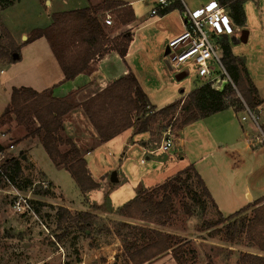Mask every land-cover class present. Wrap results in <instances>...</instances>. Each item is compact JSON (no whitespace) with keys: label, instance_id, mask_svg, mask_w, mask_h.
Segmentation results:
<instances>
[{"label":"rangeland","instance_id":"rangeland-1","mask_svg":"<svg viewBox=\"0 0 264 264\" xmlns=\"http://www.w3.org/2000/svg\"><path fill=\"white\" fill-rule=\"evenodd\" d=\"M46 1L49 0H0V70L4 71V75H0V117L7 108V93L10 87L14 89L15 85L25 84L38 75L22 71L21 68L27 64L25 62L22 65L16 63L12 66L10 59L14 49L19 50L23 55L32 52L29 50V44L37 40H33L34 33L44 29L49 24V18L51 20V15L56 11L50 8L49 2ZM58 1L62 10H71L74 5L77 8L86 7L85 0ZM193 1L203 5L213 0ZM149 4V9L157 7L156 0H150ZM255 6L256 4L251 1L243 9L246 23L251 28L259 25V22L264 25V0L259 1L260 12L256 11ZM170 13L163 21L164 28H168L166 35L163 36L161 29H156V25L144 30L134 45L130 59L136 73L145 83L146 94L152 104L159 108L177 102L193 89L206 84L205 81L194 76L191 69H188L181 80H176L175 75L169 72L164 59L165 43L168 40L167 35L177 31L180 26L178 11ZM162 14L164 12L155 17L159 18ZM110 18L112 24L105 25L106 31L114 33L120 26L115 17ZM237 29L239 31L235 36L240 40L243 29L241 26ZM254 32L260 35V31ZM150 35L154 38L153 43L145 41ZM46 43L49 46L47 41ZM231 48V54L241 58L244 66L247 67L249 74L247 79L255 89H258V100L264 101V40L252 38L246 44L238 43ZM38 73L40 75L42 71ZM224 102L229 106L228 109L210 119L195 122L184 130L182 138L187 141L185 145L187 155L186 161H179V169L201 159L204 153L218 150L217 143L221 141L223 143L221 151H227L228 155L231 154V149L238 150L240 155L238 160L241 162L238 166L237 163L235 165L240 180L246 177L245 173L249 167H255L256 173L249 181V184L254 186L250 194L255 199L254 193L264 189V174L258 179L259 172L264 171V144L257 146L254 155H248L243 137L240 135V126L245 127L249 133L248 137L254 139L251 129L253 126L257 131L255 135L259 137L256 124L264 125V108L249 110L254 117L258 116L254 123L247 115L239 95H230L227 91ZM237 109L240 113L235 115L233 110ZM159 110L155 108L154 112ZM243 116H246V122L240 121ZM13 120L14 122L10 123L11 120L0 119L2 148L0 151V264H128L124 247L132 244L141 246L147 241V237L142 236L138 227L174 234L181 243V252L187 264H238L243 251L252 252V248L260 251L256 246L250 247L244 235L237 236L235 244H231L235 246V260H232L234 253L227 250L224 225L211 229L205 226V223L215 222L217 216L204 197L195 196L196 193L199 194L200 189L192 172H187L182 177L181 191L172 198L165 226L133 220L127 223L131 227H123L122 222L119 221L122 215L116 207L134 198L135 191L132 189H136L137 183H141L140 174L149 167L147 166L149 162L142 160L143 163L140 165L141 160L138 156L127 153V160L122 163L123 167L120 169L126 172L127 183L130 184L128 192L131 196L117 204L121 201V195L115 196L110 191L107 196L113 201L111 205L109 197H106L103 203L100 198L104 190L108 192L107 188L103 187L107 180L103 179H107L121 165L119 155L122 151L112 155H108L104 149L95 151L86 158V163L92 179L102 188L90 191L88 200L86 197L82 200L75 181L63 167L55 166V169L51 165L39 144L36 143L30 150L36 169L26 159L22 160L18 152L24 147V143L20 142L26 139L24 128L28 127L29 134L34 132L37 125L29 118L20 121L13 116ZM151 124V138L149 137L148 140L150 147L158 149L167 135L171 140L173 139L172 136L179 129L180 118L175 120V115L166 119L156 116ZM238 134L240 136L237 138ZM1 135L4 137L1 138ZM11 145L14 148L11 149ZM30 145L25 152L28 153ZM91 146H94V143L88 144V147ZM161 156V154L157 155V157ZM10 158H14L18 164L21 172L19 175L15 174V169L9 162ZM202 165L206 163L202 161ZM4 168H7L6 172H3ZM169 168L172 170V167ZM160 169L165 170V167ZM152 185L154 183L144 180L141 187L147 188ZM126 191L127 189L124 190V194ZM124 194L122 193V196ZM21 199L26 201L29 208L23 211V214L15 210L16 204L21 203ZM83 208L92 216L91 224L87 229L81 228V222L74 221L76 215L81 212L79 210ZM62 209L66 212L61 211ZM166 255L167 261L176 264L171 251Z\"/></svg>","mask_w":264,"mask_h":264},{"label":"trees","instance_id":"trees-1","mask_svg":"<svg viewBox=\"0 0 264 264\" xmlns=\"http://www.w3.org/2000/svg\"><path fill=\"white\" fill-rule=\"evenodd\" d=\"M244 1L220 0L219 3L231 5V9L238 10L236 15L240 18L242 16L240 5ZM117 7H120L119 10ZM103 8L115 9L121 25H127L134 20L132 11L124 4L109 3ZM41 37L48 42L62 70L64 81L73 80L84 73L88 70L91 61L102 58L109 52H115L121 59H124L133 39L128 32L112 39L107 38L99 20L93 16L92 8L51 15V24L44 29L37 30L33 35V40ZM222 49L223 63L234 89L228 85L218 92L211 89L209 84H204L193 89L177 102L154 112L155 107L150 105L135 76L129 73L82 104L56 99L49 91L37 93L28 88H14L11 91L9 105L0 119L11 120L15 116L20 121L27 118L35 121L38 126L34 132H29V135H38L52 164L56 167H63L75 181L79 190L87 193L98 189L99 184L89 175L86 162L77 148L69 140L63 141L58 136L62 130V118L74 109H81L94 129L99 142L105 143L128 129H134L136 133L148 131L149 125L156 116L166 119L175 115V120L180 118L179 128H181L222 112L229 108L224 102L227 91L230 95H239L248 110H256L261 102L258 100L254 86L246 81L242 59L231 54L227 43L222 45ZM13 51L10 60L12 64H16L20 61V53L17 49ZM13 55L17 58L14 59ZM234 111L239 112L240 110ZM25 129L28 130V127L26 126ZM62 144L69 146V150L61 153L58 147ZM9 162L13 165L15 174L19 175L20 168L14 158H10ZM6 170L7 168H4L3 172ZM187 172L193 173L200 189L199 194L196 193L195 196L204 197L209 207L215 210L217 220L213 223H205V226L211 229L224 225L225 241L228 244H235L237 236L244 235L250 247L256 246L260 251H264V197L253 205L224 218L216 210L203 181L191 166L149 191L139 192L132 200L121 206L118 212L129 220L165 226L172 198L181 191L182 177ZM249 209H252L250 215L247 213ZM61 211L66 212L63 209ZM91 218L90 213L81 212L76 215L74 221L81 222V228L87 229L91 224ZM121 224L126 228L131 227L130 224L124 222ZM138 228L142 236L147 237V241L141 246L132 244L124 247L128 264H145L168 251H171L176 264H187L181 252V243L178 242L176 236L156 229ZM191 254H193L192 251ZM238 264H264V257L243 253Z\"/></svg>","mask_w":264,"mask_h":264},{"label":"crops","instance_id":"crops-1","mask_svg":"<svg viewBox=\"0 0 264 264\" xmlns=\"http://www.w3.org/2000/svg\"><path fill=\"white\" fill-rule=\"evenodd\" d=\"M149 1L150 0H85L86 7L77 8L76 5H74V8L71 10H62V6L58 0L46 1V3L49 2L50 8H54L56 10L54 13H62V12L92 8L93 16L99 20L107 38L112 39V38L117 37L120 34L128 32L132 35V38H133L132 42L127 50V53L124 59H121L115 52H109L108 54L104 55L102 58H96L95 60L91 61L89 63L88 70L85 71L84 73L78 75L73 80L64 81L62 70L58 62L56 61L54 55L52 54L49 46L47 45L46 41L42 38L37 39L29 44V47H30L29 50L32 52H29L28 54H25V55H23L22 53L20 54V61L18 62V64L22 65L23 62L27 63L25 66L21 68L22 71L33 72L38 75L36 76L35 79L26 81L25 84L15 85L14 88H28L37 93L49 91L52 97L56 99L67 100L75 104H82L88 99H90L91 97L95 96L96 94L104 90L105 88H107L114 81L126 76L129 73H132L137 79L141 89L146 94L145 83L143 79H141L138 76L134 65L130 63V59L133 53L132 50L134 48L136 41L140 37L141 33L144 30L149 29L151 26L156 25L157 26L156 29H161L163 36H165L167 33L166 29L168 28H164L163 21L171 14L170 13L171 11L174 12L175 10H177L179 14L180 26L177 29V31L172 32V33L168 32L169 33V35H167L168 40L165 43L167 44V42L170 39L179 35L183 31V25H182L181 15H180L182 10H185V9L194 10L197 8L206 7L212 2H219L220 0H217V1L213 0L203 5H200L199 2L193 1V0H180V2L173 3L171 6H169L165 10L164 14L160 15L159 18L150 16V11L152 8L150 9L148 8L150 7ZM251 1H253V3L256 4L255 6L256 11H259V1L260 0H256V1L255 0H245L240 5V11L242 13V16L240 18L237 17L236 15L238 13V10L231 9L230 7L231 5H227L226 7V13L231 19V22L234 28L233 36H231L228 40H225L224 42L229 45L230 52H232L231 46L237 45L238 43L246 44L252 38L253 39L260 38L264 40L263 23L259 22V25L251 28L249 24L246 23L245 16L243 15L244 14L243 9L245 5ZM109 3L124 4V6L130 9V11H132L134 15V20L127 25H121L118 22L117 24H119L118 26L120 27L117 28L116 29L117 31H115L114 33L107 32L106 26L104 24L105 16H110V17L113 16L118 21L117 13L116 11H114L115 9L103 8L104 5L109 4ZM119 8L120 7H117V10H119ZM153 19L154 20L156 19V21H154ZM50 23H51V20L49 18V24L46 27H48ZM240 26L243 29V31L241 32L242 35L239 40L236 38L235 35L238 33L237 31L239 30L237 28H240ZM254 31H260V35L256 34ZM22 38L23 37H21V39ZM144 38L145 36H143V39ZM153 39H154L153 36L150 35L147 38H145V41L148 43H153ZM26 47L27 46L25 45V48ZM138 50L139 49H137V51ZM11 65L13 66V64ZM244 70L246 73V81L249 82L247 79V75L249 76L247 67H245ZM38 71H42V73L39 75ZM2 75H4V71ZM12 89L13 87H10V89L8 90V93H7L8 100H7L6 107L9 105ZM257 93L259 94L258 89H257ZM146 96L151 106L158 108V109H162L161 107L159 108L155 106L154 104H152L147 94ZM260 102L261 103L258 106L257 110L259 109V107L264 108V101H260ZM220 113L221 112L211 115L205 119L198 120L196 122L210 119ZM234 114L236 115L238 114V112L234 111ZM243 117H246V116H243ZM257 119H258V116L254 117V120H253L254 123H256ZM240 121L246 122L247 118L242 120V117H241ZM13 122L14 120L12 117L10 123H13ZM34 123L35 125H37L36 122ZM193 123H190L188 125H185L177 129V132L172 136L173 145L168 152H162L159 150V148L157 149L155 147L154 148L150 147L151 144L149 143L150 140H148V138L149 137L151 138L150 129H151L152 124L149 125L148 131L146 132L136 133L134 129H128L122 132L121 134L117 135L113 139L105 143H100L94 129L88 122L83 111L79 108L74 109L73 111L69 112L67 115H65L62 118V130L59 132L58 136L64 141L69 140L77 148V150L79 151L81 157L85 160V162H86V158L92 155L95 151H98L101 149L106 150L108 152V155L118 154L120 151H122L120 152V155H119V161L121 165L116 170H114L115 181L114 182L110 181L111 174L107 177V179L105 178L103 179L104 181L107 180L103 187L107 188L108 192L104 190V192L101 194L100 198H101L102 203L105 201L106 197H109L107 195L110 194V191L112 192V194L114 193L115 196L121 195V198H120L121 201L117 202V204L121 203L122 200H127L131 196V194L128 192L130 184L127 183L128 177L126 175V172L120 169L123 167L122 163H125L127 160V157H128L127 153L138 156V158H140L141 160L139 162L140 165L143 163L142 160H145V162H149V164L147 165L149 167L140 174L139 180H141V183H137L136 189H132L135 191L134 193L135 195H133L134 197L141 191H144L146 189L153 188V187H156L162 184L165 180L175 176L177 173L188 168L189 166H191L194 169V171L198 174V176L201 178L206 189L208 190L210 194L211 200L216 206V210L224 218L235 214L236 212L240 211L241 209L245 207L253 205L257 200L264 197V189L259 190L254 193V195L256 196L255 199L250 194V190L251 188L254 189V186H251L249 184V181H250L251 176L256 173L254 172L255 167H249L248 171L245 173L246 177L243 180H240V176L236 174L237 167L235 165L237 163V166H238L241 162L238 160L240 156L238 154V150L233 148L230 151L231 154L228 155L227 151H224V152L221 151L223 148V143L221 141L217 143L218 148H219L218 150L216 149L208 153H204L201 159H197L193 161L192 164L186 165L183 169H179L180 167L179 161L185 160L186 155H187V150L185 148L187 141L182 138V135L184 133V130L190 127L191 125H193ZM256 126L259 130L260 136L258 137L257 135H255L257 131L252 126L251 129H253L254 139H252V137L249 138L248 137L249 133L247 132L248 130L245 129V127L240 126V132H241L240 135L243 137L244 144H245V150L249 153L248 155H254L257 149V146H261L264 144V125L256 124ZM240 135L238 134L237 138ZM24 137H26V139H23L22 141H20L24 143V147L22 150L18 152V154L21 156L22 160L26 159L36 169L34 163L32 162L30 150L35 146L36 143L39 144L41 148L43 149L41 142H40V137L38 135H34V136L29 135L28 130H26L25 128H24ZM260 137H262L263 140L262 138L260 139ZM89 143H94V146L88 147ZM28 145H30V147L27 153L25 152V150H27L26 148L28 147ZM58 149L61 153H64L69 150V146L62 144V145H59ZM158 154H161L162 156L157 157ZM208 159L210 160V162ZM202 161L206 163V165H202ZM50 163L55 168V166L52 164L51 161ZM161 167L163 168L165 167V170L161 171L160 169ZM168 167H172V170H170V168L168 169ZM86 169L89 175L92 177L87 163H86ZM261 174H264V171L259 172L258 179H260ZM144 180L150 181L154 183V185L149 186L147 188L141 187ZM99 188H102V186L99 185L98 189ZM125 189H127V191L124 194ZM80 193L82 196V200L85 197L88 200L89 198L88 194L90 192L82 193L80 191ZM122 193L124 194L123 196H122ZM246 198L248 200H246ZM109 200L111 202L110 204L112 205L113 201L111 200L110 197H109ZM93 204L98 205L96 203H93ZM124 204L122 205L120 204V205L123 206ZM114 206L116 207V205ZM121 206H117L116 208H120ZM79 211L83 213L86 212L84 208L83 210H79ZM251 211L252 209H249L247 213L250 215ZM119 221L124 222V223H129V222H132L133 220L120 217ZM159 231L166 233V234H171L166 231H162V230H159ZM210 247H212V245ZM227 250L234 253L235 246L231 244H227ZM243 253H248V254H253V255L264 257V251L254 250V248H252V252L243 251ZM196 255L199 256L197 252H196ZM165 258H167L166 253L145 264H173L172 262L167 261V259ZM232 258H233L232 260H235L234 259L235 253L232 256Z\"/></svg>","mask_w":264,"mask_h":264},{"label":"built area","instance_id":"built-area-1","mask_svg":"<svg viewBox=\"0 0 264 264\" xmlns=\"http://www.w3.org/2000/svg\"><path fill=\"white\" fill-rule=\"evenodd\" d=\"M180 0H156L157 7L151 9L150 16L155 17ZM227 5L212 2L206 7L194 10H182L181 21L183 31L170 39L166 44L164 59L174 70L175 74L193 70L194 76L209 84L213 90L221 92L227 85H232L223 63L222 45L234 34L233 24L226 13ZM104 24H112L110 16H106ZM3 70H0V75ZM234 88V87H233ZM244 105V104H243ZM247 115L252 120L254 116L246 108ZM246 117H242L244 120ZM4 135H1L3 138ZM173 143L169 135L165 137L159 148L162 152H168ZM12 149L13 146L11 145ZM24 209V210H23ZM15 210L23 214L29 210L27 203L21 199L16 204Z\"/></svg>","mask_w":264,"mask_h":264},{"label":"water","instance_id":"water-1","mask_svg":"<svg viewBox=\"0 0 264 264\" xmlns=\"http://www.w3.org/2000/svg\"><path fill=\"white\" fill-rule=\"evenodd\" d=\"M243 41H244V39H243ZM164 55H165V54H164ZM13 58L16 59L17 56H16V55H13ZM166 66H167L169 72H170L172 75H175V79H176V80H181V79H183V78L185 77V74H184V73L175 74L174 70H173V69H172L167 63H166ZM110 181H111V182H114V181H115V172H113V173L111 174Z\"/></svg>","mask_w":264,"mask_h":264}]
</instances>
